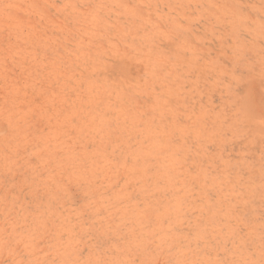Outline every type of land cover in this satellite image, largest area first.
<instances>
[{
    "label": "rangeland",
    "instance_id": "obj_1",
    "mask_svg": "<svg viewBox=\"0 0 264 264\" xmlns=\"http://www.w3.org/2000/svg\"><path fill=\"white\" fill-rule=\"evenodd\" d=\"M0 264H264V0H0Z\"/></svg>",
    "mask_w": 264,
    "mask_h": 264
}]
</instances>
